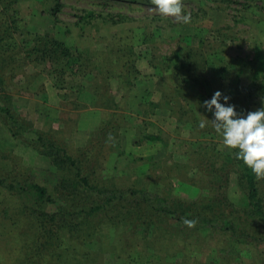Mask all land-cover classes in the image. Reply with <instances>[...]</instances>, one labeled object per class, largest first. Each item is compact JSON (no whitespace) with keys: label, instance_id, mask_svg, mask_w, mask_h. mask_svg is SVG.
Wrapping results in <instances>:
<instances>
[{"label":"rangeland","instance_id":"obj_1","mask_svg":"<svg viewBox=\"0 0 264 264\" xmlns=\"http://www.w3.org/2000/svg\"><path fill=\"white\" fill-rule=\"evenodd\" d=\"M182 3L184 11L190 14L188 23L161 15L152 0H21L15 6L16 14L24 19L26 26V35L19 33L14 37L19 46L48 34L75 52L88 48L106 61L114 57L109 48L117 51L113 55H119V49L123 52L133 45L134 66L139 73L112 78L109 97L118 106L113 108L109 102L103 108L90 102L89 97L56 86L53 64L38 66L20 59L21 54L12 53V57L4 54L7 57L4 91L10 100H2L0 105H6L19 116L24 127L16 136L0 120V181L4 182V187H0V261L3 264H33L37 237L38 241L49 242L54 264H159L155 256L143 249L145 245L138 246L137 252L122 251L114 239L120 232L113 228L109 230V238L102 242L85 239L82 230L85 222H68L67 215L57 224L61 228L56 233L59 237L47 230L43 232L46 226L40 228L41 225L37 231L38 226H33L31 220L32 209L54 214L58 204H69L68 195L61 201L55 199L62 196L57 190L61 176L49 157L39 151L38 133L55 138L71 156H78L89 146L95 131L115 118L120 127L110 130L97 153L95 181L109 179L121 189L131 187L168 200L188 201L208 196L204 182L200 181L194 151L210 140L217 144L214 153L232 150L223 145L222 139L191 132L184 112L190 106L199 118H211V113L199 105L216 90L230 96V102L240 110V96L253 87L264 71L259 60L254 61L258 52L264 53V0H182ZM88 11L94 12L95 17L80 30L78 18ZM107 19L114 23H104ZM181 62L191 78L195 72L199 79L198 83L179 80L186 89L190 87L193 101L190 95L189 99L182 97L184 91L176 93L170 89L173 66H180ZM83 82L93 88L97 81ZM260 107H264V93L241 111ZM151 134L157 139H143ZM83 159L87 162V156ZM234 180L232 173L229 188L232 200L239 196ZM257 180L264 199V179ZM34 182L46 184L56 203L40 205L34 191L27 188ZM10 184L23 186V190L5 188ZM260 229L264 232L263 227ZM200 231L210 244L208 248L191 243L184 253L169 257L165 264H264V237L258 240L257 233V239L231 241L218 228L213 234L205 226ZM7 237L10 242L6 241ZM22 238L25 242L20 244Z\"/></svg>","mask_w":264,"mask_h":264},{"label":"trees","instance_id":"obj_2","mask_svg":"<svg viewBox=\"0 0 264 264\" xmlns=\"http://www.w3.org/2000/svg\"><path fill=\"white\" fill-rule=\"evenodd\" d=\"M20 1L0 0L2 9L0 12V101L10 100V96L4 91L3 70L7 64V57L4 54L12 57L11 55L14 53L16 55L21 54L19 58L26 63L38 66L48 62L53 64L56 86L66 87L82 94L84 98L89 97V101L95 102L97 107L104 108L107 103L112 102V107L117 108L118 105L115 100L109 97L110 81L112 78H121L125 74L135 75L139 73L134 66L136 55L133 45L127 46L123 52L119 49V55L117 53L113 55L115 49L109 48L112 50L110 55L114 57H109L106 61L100 58V54H95L88 48L75 52L48 34H43L36 41L28 38V43L19 46V42L14 37L19 33L26 35L25 21L16 14L15 6ZM94 17L92 11L79 16L80 30H84ZM108 21L114 23L111 19L104 20V23ZM119 22L120 20L115 23ZM29 35L27 34V36ZM31 41L33 43L29 47L28 44ZM111 41L115 43L114 39ZM258 53L254 61L259 60L258 63L264 66V53ZM173 67L172 74H170L172 79L170 89L176 93L184 91L182 97L189 99L190 95L193 101L195 97L190 92V87L188 86L186 89L179 80L198 83L197 75H194L195 72H193L191 78L192 75H189L185 69L183 70L182 62L180 66ZM237 77L235 75L234 78L237 79ZM87 79H91V81L96 79V87L91 88V84V87L87 86L83 82ZM255 82L253 87H248L245 94L240 96L241 107H239L240 110H237L238 112H247L246 109L241 110L248 108L259 94L263 96L264 71L260 79ZM230 87L234 89V85ZM102 94L108 95L104 97ZM153 104L156 107L159 106L157 103ZM186 104L188 105L187 102ZM184 113L191 132H195L199 136L209 134L212 135V139H221L210 124L204 129L198 127V121L206 117L199 118L190 109V106ZM111 116L114 115L111 114ZM0 120L12 133L16 132V136L20 135L23 130L24 126L19 123L21 121L19 116H16L6 105H0ZM104 124V127H99L95 131V137L90 141L89 146L78 156H71L65 150V146L55 138L38 133L39 151L49 157L61 176V183L58 184L57 190L62 192V196L61 198L57 196L55 199L61 201L68 195L69 204L68 206L58 204L54 214L36 212V209H32L31 220L33 226H38L37 231L41 225L40 228L46 226L43 232L48 231L50 235L59 237L56 236V233L61 228L57 224L67 215L68 222L76 220L85 222L82 227L85 239L102 242V239L109 238V230L113 228L120 232L117 238L114 236V239L116 240L115 245L121 246L122 251L137 252L138 246L145 245L146 247L143 249L146 248L150 255L155 256L159 264H165L169 257L184 253L186 248L192 245L191 243H195L204 249L208 248L210 244L201 235V226L207 227L210 234H213L218 228L220 234L228 237L231 241L248 239V237L257 239L255 233L260 235L258 240L264 237V232L260 229L264 228V199L260 195L258 180L252 170L242 160L236 158L233 150L214 153L213 149L217 144L212 140L209 141V144L199 146L194 151L195 161L199 170L198 173H200V181L204 182L203 185L208 190V196L202 195L188 201L177 198L168 200L166 197L153 196L143 190L131 187L121 189L109 179L107 181L103 179L99 182L95 181L96 164L98 163L97 153L103 147L110 130L115 131L120 127L119 121L115 118ZM143 139L156 140L157 137L151 134L144 136ZM84 156H87V162L83 159ZM84 162H86L85 165H83ZM232 173L235 174L234 183L239 192V196L235 200L230 199L229 196ZM69 176H73V178L68 179ZM5 186V188L13 191L17 188L23 190V186L13 184ZM0 187H4L3 179L0 181ZM27 188L34 191L40 205L45 202L56 203L46 184L41 185L34 182L30 183ZM65 192L66 194H64ZM77 200L79 201L78 204H76ZM185 221H194V223L188 224ZM252 230L254 233L249 232ZM37 239L35 241L36 247L32 253L34 256L33 264H54L53 254L48 247L49 242H41ZM6 241L10 242L11 240L7 237ZM219 241L224 240L217 239V242ZM24 242L25 239H20V244ZM17 243L19 244V242ZM215 250L217 249L215 248ZM60 258H63V254ZM0 264H3L2 261Z\"/></svg>","mask_w":264,"mask_h":264},{"label":"clouds","instance_id":"obj_3","mask_svg":"<svg viewBox=\"0 0 264 264\" xmlns=\"http://www.w3.org/2000/svg\"><path fill=\"white\" fill-rule=\"evenodd\" d=\"M152 3L161 15L175 17L184 23L190 21L182 0H152ZM230 100V96L220 90L205 99L199 106L211 113V118L204 115L206 118L198 121V127L204 129L210 124L220 135L223 145L233 150L236 158L242 160L257 179H264V107L238 112Z\"/></svg>","mask_w":264,"mask_h":264}]
</instances>
